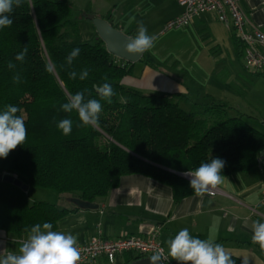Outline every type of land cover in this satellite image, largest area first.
Wrapping results in <instances>:
<instances>
[{
    "label": "trees",
    "instance_id": "obj_1",
    "mask_svg": "<svg viewBox=\"0 0 264 264\" xmlns=\"http://www.w3.org/2000/svg\"><path fill=\"white\" fill-rule=\"evenodd\" d=\"M28 0L10 14L13 24L0 29V110L17 106L28 129L23 145L0 158V173L25 180L29 187L50 189L61 197L94 203L117 187L122 176L140 174L171 187L174 202L193 193L190 182L176 174L195 170L213 158L225 161V177L255 168L264 150V131L250 117L229 116L226 105L208 97L198 101L189 94L143 92L121 83L131 75V63L119 64L107 52L96 33L83 40L78 22L85 19L71 0ZM115 27V26H114ZM127 34V33H126ZM28 47L24 62L15 60ZM79 48L71 66L78 73L89 69L86 80L69 78L62 67L67 55ZM12 61L22 77L12 82ZM142 61L155 67L143 56ZM54 64L52 73L47 64ZM262 73V72H261ZM264 74V73H262ZM107 75L117 95L103 110L97 126L81 124L76 112L65 113L60 105L69 94L87 89L85 98L99 99L95 86ZM123 96L127 102H121ZM188 103L189 110L180 107ZM73 121L70 135L57 123ZM78 210L45 201H30L26 189L0 181V231L15 245L26 238L25 228L45 222L56 229L58 222ZM125 263L140 258L126 253ZM235 264L240 257L232 255Z\"/></svg>",
    "mask_w": 264,
    "mask_h": 264
},
{
    "label": "crops",
    "instance_id": "obj_2",
    "mask_svg": "<svg viewBox=\"0 0 264 264\" xmlns=\"http://www.w3.org/2000/svg\"><path fill=\"white\" fill-rule=\"evenodd\" d=\"M71 1L80 10L106 19L130 37L137 34V21L114 14L115 9L108 13L103 8V0ZM124 1L130 4L133 17L146 21L144 25L152 35L174 33L144 52L143 56L155 67L142 61V56L132 63L131 75L122 79L123 85L143 92L189 95L191 85L196 89V95H190L193 99L200 101L198 98L202 97L204 102L210 97L225 104L229 116L250 117L261 125L258 129L264 131V114L253 112L251 108L246 110V98L252 94V88L256 85L264 88V74L243 67L244 46L231 27L210 12L193 17L186 27L161 33L165 22L182 11L176 0ZM116 4L112 2L113 6ZM239 5L248 18L246 28L257 27L264 32V2L251 0L256 11L250 7L249 0H239ZM80 25L86 29V40L90 39L95 33L93 26L78 22L81 36ZM115 58L119 64L125 62ZM232 102L244 103L245 108L233 106ZM262 190L264 171L253 168L247 173L225 177L211 194L203 197L191 194L175 203L170 186L144 175L131 174L122 176L117 187L97 199L96 209H78L67 214L54 231L77 236L79 244L96 234L106 239L145 236L158 225L161 228L158 240L166 252L165 242L181 229L188 228L193 237L220 243L226 252L247 259L248 264H264V251L251 241L252 222L264 221ZM16 246L11 237L0 231V251H16ZM125 254L116 256L113 264H124ZM89 263L110 264L103 256Z\"/></svg>",
    "mask_w": 264,
    "mask_h": 264
},
{
    "label": "clouds",
    "instance_id": "obj_3",
    "mask_svg": "<svg viewBox=\"0 0 264 264\" xmlns=\"http://www.w3.org/2000/svg\"><path fill=\"white\" fill-rule=\"evenodd\" d=\"M24 0H0V29L10 27L13 19L10 14L15 7H19ZM264 2V0H262ZM30 7H34L32 0H28ZM253 11L256 6L251 5ZM133 19H135L133 17ZM157 37L149 35L147 27L142 21L137 22V34L134 37H128L124 45V51L131 56H139L155 47ZM28 47L16 54L15 60L24 62ZM80 49L74 48L66 57L65 64L62 67L68 69L69 78L75 80H86L89 76V69L84 68L79 73L72 69L74 60L79 56ZM7 68L13 71L12 82L20 84L22 77L15 71L17 65L12 61L7 63ZM55 69L54 64H47L46 71L52 73ZM103 84L95 86L99 99L85 98L87 89L78 91L75 94H69L67 102L60 105L61 111L65 113L76 112L81 124L77 126H97L100 113L103 110L101 101L108 104L113 102V97L117 95L112 84L107 82L108 76L103 77ZM121 102H127L121 96ZM21 111L17 106L6 105L0 110V158H6L10 151L23 145L27 139L28 129L25 119L18 116ZM73 121L65 118L57 123V128L63 135H70ZM225 167V161L220 158H213L209 162L201 163L195 170L185 173L190 178V187L193 193L198 197L205 194H211L225 178L222 170ZM253 244H258L264 251V221H253L251 225ZM26 238L20 241V246L16 251L3 249L0 251V264H78L81 259V253L77 246V236L61 231H54L51 223L45 222L35 224L30 228H25ZM167 251L164 248H158L148 257L149 264H169L170 261H176L177 264H235L232 256L225 251L220 243H214L210 240L193 237L188 228L181 229L175 236L170 237L166 242ZM170 258V259H169ZM242 264H248L244 259Z\"/></svg>",
    "mask_w": 264,
    "mask_h": 264
},
{
    "label": "built area",
    "instance_id": "obj_4",
    "mask_svg": "<svg viewBox=\"0 0 264 264\" xmlns=\"http://www.w3.org/2000/svg\"><path fill=\"white\" fill-rule=\"evenodd\" d=\"M176 2L182 11L165 22L161 33L186 27L193 17L202 13H215L221 23L233 29L235 36L243 44V67L248 71L264 73V32L257 27L250 30L246 28L248 18L240 8L239 0H176ZM255 169L264 171V150L256 156ZM185 177L190 180L186 175ZM260 199L264 202V190ZM160 232V226L156 225L145 236L124 235L106 239L100 234L93 235L85 242L77 244L81 253L78 264L91 262L100 256L113 264L116 256L125 253L139 254L141 257L151 256L158 248H163L158 240Z\"/></svg>",
    "mask_w": 264,
    "mask_h": 264
},
{
    "label": "rangeland",
    "instance_id": "obj_5",
    "mask_svg": "<svg viewBox=\"0 0 264 264\" xmlns=\"http://www.w3.org/2000/svg\"><path fill=\"white\" fill-rule=\"evenodd\" d=\"M114 1V3L116 2L117 4L115 6L112 5V2ZM119 2H117V0H103V2L105 3V6L103 7L105 10L109 11L108 13H112V11L115 9L114 11V14H118V15H122L124 16V18H129V20H134L133 19V14L132 13V10H130L129 6L130 4L128 3H125L124 0H118ZM104 12V11H103ZM130 16H132V18H130ZM135 18V17H134ZM135 20L138 22V21H142L143 24L144 22L146 21H143L141 20L139 17H136ZM82 22V24H87L89 26L92 25V23L88 20H79V22ZM132 22V21H131ZM130 22V23H131ZM132 24V23H131ZM130 25V24H129ZM133 26V25H132ZM80 30L81 32L83 33L81 36L83 40H86L87 38V35L85 34L86 32V29L84 28L83 25H80ZM174 32L171 31V32H167L166 34L164 35H160V34H157V40L155 42V45L159 44L160 42H162L163 40L169 38V36L171 34H173ZM148 34L149 35H152L149 31H148ZM264 78V77H262ZM189 87V86H188ZM207 91L210 93V87H207ZM188 92L190 93V95H196V89L195 87H192L190 85L189 87V90ZM187 93V92H186ZM194 93V94H193ZM237 97V96H236ZM200 101H203L202 97L198 98ZM241 100V99H239ZM246 105H247V108L246 110H249L250 108L253 110V112H256V113H262L264 114V88H260L259 86H254L252 88V94L250 96H248L246 98ZM233 106H236V107H242V108H245L244 106V103H234L232 102ZM189 104L188 103H181L180 104V107L185 110V111H188L189 110ZM253 125L257 128H261V125L259 123H253ZM186 180H188L190 182L189 179L186 178ZM23 184L26 185V191H27V194H28V199L30 201H33V200H36V201H45V202H48V203H52L54 205H56L57 207H60V208H63V207H67V208H71V207H74L73 204H71L67 198L65 197H61L59 194H57L55 191L53 190H50V189H43V188H34V187H29L28 184L26 183V181L24 180L22 182ZM19 244L17 243V249L19 248ZM83 264H90L89 262L87 263H83Z\"/></svg>",
    "mask_w": 264,
    "mask_h": 264
},
{
    "label": "water",
    "instance_id": "obj_6",
    "mask_svg": "<svg viewBox=\"0 0 264 264\" xmlns=\"http://www.w3.org/2000/svg\"><path fill=\"white\" fill-rule=\"evenodd\" d=\"M81 16L92 23V26L95 30L97 37L103 41L105 49L112 56L122 59L125 62L131 64L139 61L142 58L144 53L139 56H131L124 51V45L126 43V39L130 37L128 34L114 27L106 19L95 16L92 13L82 12ZM176 174L186 178L185 174L182 173H176ZM0 181L12 183L17 187H20L22 190L26 189V185L23 184L21 180L9 174L0 173ZM67 200L78 209H96L98 207L96 203L86 202L79 198L73 197V198H67ZM148 257L149 256L140 257L127 264H149Z\"/></svg>",
    "mask_w": 264,
    "mask_h": 264
}]
</instances>
